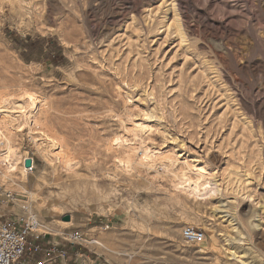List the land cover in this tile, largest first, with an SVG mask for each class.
<instances>
[{"label":"rangeland","instance_id":"obj_1","mask_svg":"<svg viewBox=\"0 0 264 264\" xmlns=\"http://www.w3.org/2000/svg\"><path fill=\"white\" fill-rule=\"evenodd\" d=\"M26 93L40 129L14 134L16 172L0 165V221L26 202L52 242L94 232L83 264H239L229 247L264 264V0H0V95ZM42 131L74 174L40 155ZM198 167L216 194L174 192Z\"/></svg>","mask_w":264,"mask_h":264},{"label":"bare ground","instance_id":"obj_2","mask_svg":"<svg viewBox=\"0 0 264 264\" xmlns=\"http://www.w3.org/2000/svg\"><path fill=\"white\" fill-rule=\"evenodd\" d=\"M177 15H174L175 16V20H173V21H174V23H176L174 25H176L177 33L180 36H182L183 35L182 28L180 26V22L178 20L179 17H177ZM183 37H184V35H183ZM181 39H182V37H181ZM8 97H6L5 95H2V94L0 95V149H2V151H1L2 153H0V165L5 167V169H7V171H5V172L10 177L19 168V164H20V161H21L20 160L21 156H20V152L18 150V146L13 144V141H12V140H14L13 137H15L14 134L16 132H20L21 131L20 128L22 126L23 127L26 126L27 129H28V132H32V130H35L36 128L40 127L39 126L40 123L38 121L40 119L37 118V116H38L37 113H38V111H40L39 108L42 105H44V103L39 101V100H37L36 97L34 98L33 95H30V94H27V93L25 94V97L23 99H21V100L19 99L18 101H16V100L14 101L12 97L11 98L10 97L8 98ZM25 110H26V112H25ZM14 114H20V115H24V116L26 115V117L23 118L24 116H22L21 117V118H23L22 121H18V119L20 118V115H19L18 119H14V118H16V116H14ZM39 114H41V112ZM32 127H34L35 129H33ZM134 128L136 130H138V131L140 130V132L143 130V126L141 124H135ZM47 132H49V131H47ZM37 134H38V136H35V137H39L37 139H38V142H40V144L38 145L37 148H38V151H39L40 155L44 158L46 163L49 164L50 167L52 166L54 168L57 167L59 165V163H61V164L63 163L62 164L63 166L61 165V167H63V171L65 170V172L67 171L68 173L69 172H73L72 170H73L74 165L76 164V162H73V161L69 160L70 158L66 159V156H62L61 155L63 150L60 153L61 149H60V147L57 146V143L54 141L55 139L53 137L49 136L50 135L49 133H48L49 134L48 135L47 133H45L43 131L39 132ZM37 134H35V135H37ZM114 147H116V146H114ZM58 148H59V152L57 153L55 150H57ZM146 157H148V156H146ZM71 159H72V157H71ZM125 159H127L126 163L127 164L130 163V165H131V161L132 160H129L127 157ZM77 165L78 164H76L75 168L77 167ZM170 165H172V164H170ZM121 166H123V165H121ZM61 167H60V169H62ZM162 170H163V174L164 173L167 174V173L173 172V171H170L169 168L166 167V166H164L162 168ZM194 171H196V174H194V175L198 176V178L195 181H192L191 179H189V177L187 178L184 173L180 174V175L184 174L181 177H179L177 174H174L175 178L178 181V183L175 182L176 185L174 183V186H173L174 192L182 194V195L186 196L187 198H191L193 200H196V199H199V198H209L211 196H214V194H216V192H217L216 186L215 185H205L203 182L202 183L200 182V181H202V179L204 177H206V176H204V170L202 168L198 167V169H196ZM0 173H2V172H0ZM73 174H74V172H73ZM2 175H4V174H2ZM21 184H23V183L21 182ZM22 187L24 188L25 186L23 185ZM219 212H221V211H219ZM223 215H222V218L224 217ZM61 222L64 225H69L70 224V221H61ZM40 226H42V225H40ZM256 226H259V224L256 225ZM260 235H258L259 238H260ZM262 238H264V237H262ZM227 241L228 240H225V242H227ZM226 250L230 251L227 254V255L231 256L230 258H232L236 262H239V264L240 263H242V264L245 263L244 261L241 260L242 259L241 257L237 256V253L235 251H232L230 249V247L227 248Z\"/></svg>","mask_w":264,"mask_h":264},{"label":"built area","instance_id":"obj_3","mask_svg":"<svg viewBox=\"0 0 264 264\" xmlns=\"http://www.w3.org/2000/svg\"><path fill=\"white\" fill-rule=\"evenodd\" d=\"M30 160L31 164L26 168V173H31L34 168L33 161ZM2 197L0 208L15 203V196L11 192L4 191ZM19 210L15 216L0 221V264H69L76 262L72 260L76 258V254L72 257L68 255L66 247L82 248L98 244L94 232H84L80 229L62 237V243H48L46 240L51 236L42 232L38 216L32 208L23 202ZM109 228L108 222L99 226L103 231ZM181 239L185 244L200 245L205 242V234L196 227L185 226L181 230ZM38 254L43 256L42 259H36Z\"/></svg>","mask_w":264,"mask_h":264},{"label":"crops","instance_id":"obj_4","mask_svg":"<svg viewBox=\"0 0 264 264\" xmlns=\"http://www.w3.org/2000/svg\"><path fill=\"white\" fill-rule=\"evenodd\" d=\"M4 212H5V209L2 210L0 208V219L4 217V214H3ZM7 217H5V218H7ZM46 241L48 243L52 242L49 239H47ZM79 249H80V247H77V248L66 247L68 255H70L72 257L74 254H76V258L75 257L72 258V260H74L76 262H70V264H78V262H81V263L84 262V260H85V256L84 255H85L86 252L85 251H79ZM42 257L43 256L41 254H38L36 256V259H42ZM75 259H77V260H75ZM55 264H57V263H55Z\"/></svg>","mask_w":264,"mask_h":264},{"label":"water","instance_id":"obj_5","mask_svg":"<svg viewBox=\"0 0 264 264\" xmlns=\"http://www.w3.org/2000/svg\"><path fill=\"white\" fill-rule=\"evenodd\" d=\"M30 164H31V160H30V159H26L25 162H24L25 167H26V168L29 167ZM68 220H69V217L66 216V217L64 218V221H68Z\"/></svg>","mask_w":264,"mask_h":264},{"label":"trees","instance_id":"obj_6","mask_svg":"<svg viewBox=\"0 0 264 264\" xmlns=\"http://www.w3.org/2000/svg\"><path fill=\"white\" fill-rule=\"evenodd\" d=\"M79 251H85L84 249L80 248Z\"/></svg>","mask_w":264,"mask_h":264}]
</instances>
